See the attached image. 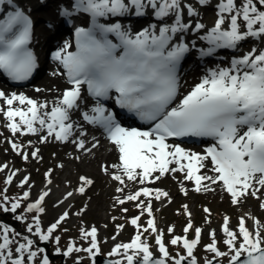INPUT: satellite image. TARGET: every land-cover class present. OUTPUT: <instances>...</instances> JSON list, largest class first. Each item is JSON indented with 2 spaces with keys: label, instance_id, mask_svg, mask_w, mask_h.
I'll return each instance as SVG.
<instances>
[{
  "label": "snow or ice",
  "instance_id": "obj_1",
  "mask_svg": "<svg viewBox=\"0 0 264 264\" xmlns=\"http://www.w3.org/2000/svg\"><path fill=\"white\" fill-rule=\"evenodd\" d=\"M196 2L208 6L211 0ZM215 7L214 26L199 35L206 26L198 21L193 23L199 12L185 0H62L57 10L60 17L68 23L77 18H87L89 22L87 27H75L74 42L66 40L53 54L66 70L60 74H66L70 87L51 105L47 100L40 102L24 93L6 94L0 90L3 101L0 114L6 118V127L13 135H39L41 143L51 138L92 152L99 141L86 146L82 137L87 133L83 125L73 120L74 114H80L89 125L102 129L119 153L120 163L111 166L118 171L109 173L108 167L103 169L122 185L116 191L125 192L126 180L142 185L123 199L116 197L119 205L136 202L140 214L131 218L136 228L134 238L128 243H117L108 254L117 258L109 260L108 264H200L195 251L201 243L203 229L196 227L195 238H188L187 233L193 230L188 205H183L189 217L184 235H174L168 242L182 246L185 251L173 255L165 242L164 231L157 227L153 211V200H170L169 193L158 187L143 186L170 173H184L183 179L193 182L196 192H215L219 187L230 194L231 203L236 206L244 204L249 197L264 198V47L261 46L264 43V0H218ZM147 15L155 17L156 22L136 32L122 22V18ZM191 31L207 42L208 47L199 50L201 57L213 56L218 49L238 51L248 41L253 42V47L242 56H234L226 67L208 69L180 102L174 104L179 95L181 62L196 47L194 41L183 39ZM33 39L34 22L30 13L14 0H0V69L11 80L26 81L36 71L38 62L31 47ZM73 43L75 50H70ZM85 89L94 104L90 111L79 113ZM110 99L151 127L141 130L123 126L118 113L103 103ZM185 137L211 138L213 142L202 153L169 143L170 139ZM31 143L29 141V145ZM11 147L25 161L29 155L42 158L39 148L29 154L22 150V144L13 141ZM8 167L4 164L0 171ZM18 171L7 176V184L13 183ZM51 175L49 169L48 184H52ZM79 180L82 183L77 191L81 194L94 183L87 176ZM20 183L29 185V177L25 176ZM30 191L29 188L23 197L3 210L15 213L21 207V200L30 196ZM181 191L188 195L183 183ZM50 192V188L41 192L34 203L27 205V211L43 213L42 204ZM72 196L73 192L68 191L60 203ZM0 200L7 202L9 197L3 195ZM122 211L127 213L128 208ZM204 212L211 215L209 208H204ZM145 213L149 217L147 226L140 223ZM68 216L67 211L63 212L46 231L41 227L40 217L33 216L39 240L49 241ZM246 218L247 214L241 215L234 229L230 218L224 217L223 244L227 251L218 246L215 229L210 231L211 243L203 247L211 257L204 264H223L225 259L227 264H264V224L253 217L255 228L249 229ZM27 231L33 232V224L28 225ZM97 231L96 227H91L90 231L82 228L81 234L85 240L90 238V246L77 247L73 242L63 254L83 251L91 254L94 262L100 253ZM167 231L173 233L174 226ZM152 234H155L159 256L148 242ZM20 235L8 225L0 226V264H37L38 256H41V264H51L35 240L23 237L21 242L17 239ZM59 240L56 236L57 244ZM61 251L57 247L56 252Z\"/></svg>",
  "mask_w": 264,
  "mask_h": 264
},
{
  "label": "rangeland",
  "instance_id": "obj_2",
  "mask_svg": "<svg viewBox=\"0 0 264 264\" xmlns=\"http://www.w3.org/2000/svg\"><path fill=\"white\" fill-rule=\"evenodd\" d=\"M13 141L22 145L26 142L22 135H12L8 130H4L0 134V166L6 163L9 168L17 167L19 171L16 173V175L20 173L19 177L22 178H18V180H16L12 184H7L6 174L8 173V168L0 171V197H2L3 195H7L9 197V201L7 202H3L2 200H0V213L5 212L3 210L4 207L10 208L11 204L14 203L17 198L23 197V193L25 191H29V188L31 189V191L30 196L26 200H21L19 222L15 225L13 221L16 216H7L9 218V224H6L3 221L4 217L0 216V226L8 225L10 228L15 229L16 232H19L21 234L20 237L17 238L21 242H23V237H28L35 240L37 242V246L39 248H42L39 244L42 240H39L38 234L35 233L32 217L38 215L41 220V227L44 231H46L47 228L50 227L53 222H55L56 218L60 215V211L64 208H59V206H57V203L62 200L61 195H64L66 192H68L67 190L63 191L62 188H68V182H70L74 186L80 185L81 183L78 180L77 176L81 172L89 173L87 165L88 163L85 162L72 164L69 160L67 161V169H69L68 171L64 172V170H58L56 168L57 159L54 158L56 156L57 150L54 148H51V150L48 151L44 160L40 163H37L36 161L31 159V156L25 162L24 160H22L21 155L12 149L11 143ZM15 158L19 160V163ZM102 163L103 160H99L97 164L95 163V169L101 175H103V172L100 171ZM49 166H54L56 168L53 174L56 175L57 181L54 183L53 189H51L49 196L45 198L42 204V206L45 208V211L43 213L36 212L35 210H33V212H28L27 205L30 203H34L35 200L38 199L41 192L48 190V188L44 189L43 191H41L40 189L43 187V183L45 181L44 170H47ZM25 167L30 170V172H32V176L25 173V171L23 170V168ZM60 172H64L63 175H59L62 177L61 181L58 180V174ZM25 176L29 177V185L22 186L20 182L24 179ZM105 177L108 178L107 176ZM96 178L97 182L96 184H94V188H92L91 190L95 195V198L91 205V209L85 214L83 218L76 219L75 215L77 213V209L81 205L79 204L77 208L71 211L73 217L69 215L71 217L70 219L67 217L64 221L60 222L58 227L54 230L53 236L51 237L52 252L57 253L56 249L57 247H59L62 250L59 254H63V252L66 251L67 247L73 242L77 247H89L90 238L89 240H85L83 238L81 234L82 228L88 231H90L91 227L97 228V240L100 248V253L98 255H102L109 259L117 258L108 255L111 252L112 246H115L117 243H128L134 238H131L130 234L129 238L131 239L124 240L125 238H123L122 240L124 241H121L118 240L115 235H113L115 233V230L118 228V225H121L123 222H126L127 219H130L131 213L129 211L127 213L122 211L123 208H127V206H125L126 204H128L127 201L124 205L116 204V199H114V196L117 193H114V190H116L118 186L115 184H111L110 181L107 182V180L103 179V177ZM35 181H38V183H36ZM159 181L164 180L161 178ZM54 188L58 190V193L54 192ZM14 189L17 190V192L15 194H11V191ZM84 197L85 196L79 197V200L82 201ZM175 198V202L170 207L159 210V220L161 225L165 228H168V226L170 225L174 226L177 224L179 231H177L176 234H180L181 226L187 219V216L183 212L184 202H188L191 204L194 210V219L197 225H206L205 235L209 238V233L212 229H215L216 237L225 236L222 231V225L224 216L226 214L232 215L230 226L234 229L238 226V218H236V216L245 215V213L249 211H254L256 219H259L261 224H264V210H261L260 208V202H263L264 198L256 200L253 197H250L241 207L233 206L232 208L229 207L228 203H226V201H230L216 192L204 196L191 194L189 197H184L180 192H178V196H175ZM74 203H76L75 200L69 201L67 203V208H71V206L73 207ZM204 204H209L213 211V214L211 215L212 221L210 223L205 221L204 213L202 211V206ZM52 205L57 206V210L54 212H51ZM94 223H96L97 225H95ZM30 224H33L32 233H29L27 231V227ZM246 226L249 227V229H254V220L252 219V221H249V218L247 217ZM132 230H134V228H132ZM131 232L132 231H130V233ZM125 234L126 232H124V235ZM56 236L60 237L58 244L55 241ZM125 237L128 236L125 235ZM191 239H193V237H191ZM150 245L156 255L159 256L156 243H153L152 241ZM168 245L173 255L183 253L185 251L182 246H174L170 243H168ZM203 246L204 244H201L197 248L199 254L195 251V254L201 262H204L206 259L211 257V254L204 250ZM218 246L224 247L223 243H220ZM223 251H227V246ZM43 255H45V250ZM91 259V254L81 251L74 252L73 254L65 256L64 258L60 257L59 259L53 261L50 260V262L51 264H79L78 260H81L83 264H87L91 261ZM224 261H227V259H225ZM37 264H41V256L37 257ZM96 264H104V260H99Z\"/></svg>",
  "mask_w": 264,
  "mask_h": 264
},
{
  "label": "bare ground",
  "instance_id": "obj_3",
  "mask_svg": "<svg viewBox=\"0 0 264 264\" xmlns=\"http://www.w3.org/2000/svg\"><path fill=\"white\" fill-rule=\"evenodd\" d=\"M46 17L49 18L50 16L46 15ZM186 19H187V17H186ZM64 85H65V81L62 78H60L59 76L55 75V73H53L50 76V78L48 79V81H46V83H45V88H44L43 93H42L43 97H45V98L40 99L39 101L42 102V101L47 100V101L54 102L56 100V98L60 96L61 91L63 90V87H65ZM95 127L98 130H101L97 126H95ZM96 133H98V132H96ZM193 139H195L196 141H199L200 143H203V144H206L207 141L209 140V138H197V137H193ZM180 140L186 141L184 138H180ZM105 145L106 146H112V148L109 151L107 149V152L102 153V154H98V151H97L96 156L94 158H91L87 164L88 165V171L92 175H94L93 177H98V178L103 177V179H107L105 176L98 173L95 169V167H96L95 163L97 164L99 160H103V161L108 162L110 167L113 164H116L117 157H116V153H115V148L113 147L112 143H108L107 141H106ZM59 156L65 157L67 159L70 158L68 155H65V154H59ZM70 162L72 164H76L73 160H70ZM61 179H62L61 176H59L58 180L61 181ZM56 181H57V179H56ZM54 192L58 193V190L55 189ZM56 210H57V206L52 205L51 212H54Z\"/></svg>",
  "mask_w": 264,
  "mask_h": 264
},
{
  "label": "water",
  "instance_id": "obj_4",
  "mask_svg": "<svg viewBox=\"0 0 264 264\" xmlns=\"http://www.w3.org/2000/svg\"><path fill=\"white\" fill-rule=\"evenodd\" d=\"M46 247H47V248H49V246H48V245H46Z\"/></svg>",
  "mask_w": 264,
  "mask_h": 264
}]
</instances>
